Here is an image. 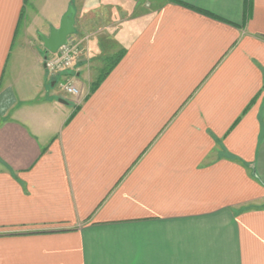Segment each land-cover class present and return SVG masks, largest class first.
<instances>
[{
	"label": "crops",
	"instance_id": "0c3cea01",
	"mask_svg": "<svg viewBox=\"0 0 264 264\" xmlns=\"http://www.w3.org/2000/svg\"><path fill=\"white\" fill-rule=\"evenodd\" d=\"M0 264H264V0H0Z\"/></svg>",
	"mask_w": 264,
	"mask_h": 264
},
{
	"label": "built area",
	"instance_id": "2783aa9c",
	"mask_svg": "<svg viewBox=\"0 0 264 264\" xmlns=\"http://www.w3.org/2000/svg\"><path fill=\"white\" fill-rule=\"evenodd\" d=\"M82 53L81 43L68 41L58 52L48 55L44 61L46 71L51 77H65L58 84V88L63 95L72 101L81 97V91L76 81L66 75L75 70Z\"/></svg>",
	"mask_w": 264,
	"mask_h": 264
},
{
	"label": "water",
	"instance_id": "95a60500",
	"mask_svg": "<svg viewBox=\"0 0 264 264\" xmlns=\"http://www.w3.org/2000/svg\"><path fill=\"white\" fill-rule=\"evenodd\" d=\"M71 16H73V12L71 11ZM73 18H71L70 20H67L66 23L61 27V29L59 31H55L53 33V42L49 43L48 45V52L50 54H55L58 51V48H62L63 46H65L67 44V36L70 33H73V30L70 29V23H72ZM45 57V59L48 56V53Z\"/></svg>",
	"mask_w": 264,
	"mask_h": 264
},
{
	"label": "rangeland",
	"instance_id": "374dc122",
	"mask_svg": "<svg viewBox=\"0 0 264 264\" xmlns=\"http://www.w3.org/2000/svg\"><path fill=\"white\" fill-rule=\"evenodd\" d=\"M70 41H75V42H78L79 44L81 43L78 39L76 38H72Z\"/></svg>",
	"mask_w": 264,
	"mask_h": 264
}]
</instances>
